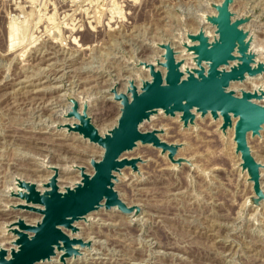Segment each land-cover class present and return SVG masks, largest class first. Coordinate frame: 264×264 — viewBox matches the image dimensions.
Returning <instances> with one entry per match:
<instances>
[{"label": "rangeland", "instance_id": "obj_1", "mask_svg": "<svg viewBox=\"0 0 264 264\" xmlns=\"http://www.w3.org/2000/svg\"><path fill=\"white\" fill-rule=\"evenodd\" d=\"M204 1L222 0H90L71 8L54 0H0V237L10 234L16 249L15 217L31 225L40 220L22 213L31 203L14 195L19 181L43 188L57 171L64 189L78 182V167L91 174L90 161L101 158L100 148L68 130L76 119L70 112L86 110L101 134L113 127L120 102L112 92L146 79L143 65L162 54L155 45L171 41L178 48L181 34L197 32L200 13L212 12ZM230 10L235 18L252 14L243 26L258 30L255 48L264 55V0H234ZM245 83L236 86L252 91L264 76ZM200 118L184 127L163 114L144 124L143 132L161 125L160 139L178 145L176 161L140 144L132 152L136 170L113 180L132 212L96 210L75 224L83 243L77 252L44 264H264V199L252 200L258 195L242 174L233 132L225 137L220 120ZM248 144L264 189V130ZM13 246L0 247L8 253Z\"/></svg>", "mask_w": 264, "mask_h": 264}, {"label": "water", "instance_id": "obj_2", "mask_svg": "<svg viewBox=\"0 0 264 264\" xmlns=\"http://www.w3.org/2000/svg\"><path fill=\"white\" fill-rule=\"evenodd\" d=\"M233 1L222 0L219 4H209L216 11L215 14L204 16L205 21L214 27L216 35L212 40L201 27L194 34L188 33L187 39L196 41L193 45H184L187 52L193 55V67H185L182 70L183 61L175 58L176 52L172 46L159 44L165 50L162 54L164 61L160 63L165 73L162 75L161 71L154 69L152 65H143L149 69V79L141 81L139 91L131 80L126 93L115 94V99L120 102L117 125L103 136L99 135L90 122L86 110H83L82 114L76 111V108L70 112L79 123L68 127V130L78 132L101 146V160H91L94 174L90 177L83 174L82 181L66 192L58 191L55 176L48 184L50 189L44 191H39L35 183L18 182L23 190L14 195L24 199L26 203L41 204L44 207L42 210L25 207L42 213L43 217L36 226L25 224L23 220L17 222L18 230L15 232L19 247L9 258H5L6 251L0 249V264H34L36 261L49 259L55 254V249L63 251V260L64 257L77 252L73 244L83 243L69 237L58 228L59 226L75 232L77 228L72 225L75 220H80L88 212L102 206H117L123 212H130L132 208H128L119 199L113 188V180H116L114 172H119L124 166L135 169L139 159H121L120 155L131 151L137 142L160 147L163 151L168 150L170 159L177 149V145H167L160 141L156 131L139 130V125L159 110L168 116H174L176 112L181 113L180 119L184 127L194 123L193 109L201 116L209 113L214 119L221 115L223 130L231 127V117H236L235 151L240 154L242 170H247L249 180L254 182L258 198L252 200L257 203L258 200L264 199V192L259 185L260 164L254 160L246 140L248 132L252 136L259 135L264 124V105L254 101L264 97V90L251 92L241 89L240 95L237 96L234 90L228 89L231 82H242L246 76L262 74L264 62L256 60V53L251 48L252 35L240 26L251 20L252 14L235 18V14L230 10ZM234 51L239 54L236 63L229 70L219 69V66L234 59ZM28 231L33 232V235H29Z\"/></svg>", "mask_w": 264, "mask_h": 264}, {"label": "bare ground", "instance_id": "obj_3", "mask_svg": "<svg viewBox=\"0 0 264 264\" xmlns=\"http://www.w3.org/2000/svg\"><path fill=\"white\" fill-rule=\"evenodd\" d=\"M216 1H219V0H216ZM221 1V0H220ZM219 1V2H220ZM204 3H205V7L206 8H208L210 11H212L210 14H215V9L214 8H212L209 4L210 3H212V2H209V1H204ZM214 3V2H213ZM216 4H219V3H216ZM73 10L74 9H77V8H72ZM234 13V12H233ZM206 14H209V12H202V13H200V15H199V18H200V24L197 26L198 28H203L204 29V31H205V33L208 35V37L210 38V40H212L213 38H214V36L216 35L215 34V32H214V27L213 26H211L210 24H208L205 20H204V16L206 15ZM243 16V15H242ZM233 19H234V16H233ZM246 23V22H245ZM244 23V24H245ZM244 24H242V25H240L241 26V28H243L244 30L246 29V30H248L247 29V25H245V27L243 26ZM209 27V28H205V27ZM10 29V34L8 35V37H9V43H7V45L9 46V47H12L14 44V42H13V34H14V30L12 29V28H9ZM197 29V28H196ZM195 29V30H196ZM208 29H211L212 31H208ZM198 30V29H197ZM196 30V31H197ZM9 31V30H8ZM249 32H250V34L252 35V45H251V48H252V50L256 53V60L257 61H260V62H264V55H262L261 54V52L260 51H258L256 48H255V45H256V36H255V32H257L258 30L257 29H249L248 30ZM186 32H187V34H181L180 36H179V39H178V48L176 47V45H173L172 43H171V41H169V45H173L174 46V49L176 50L175 52H176V56H175V58L177 59V60H182L183 61V64H182V66H181V69L182 70H184V68L185 67H193L194 66V64H193V62H192V57H193V55L190 53V52H187V49L184 47V45L186 44V45H193V44H195L196 43V41H192V40H190V39H187L188 37H187V35H188V33H190L188 30H186ZM192 32V31H191ZM9 33V32H8ZM190 34H194L193 32L192 33H190ZM160 44H168V43H160ZM154 49H157V50H160V51H162V54H163V51H164V48H162V47H160L159 46V44H157V45H155L154 47H153ZM160 54V53H159ZM162 54L160 55V56H158V53H156V55L158 56V57H156V56H154V57H156V58H154V60H153V62H151V63H145V64H148V65H152L153 66V68L154 69H159L160 71H161V73H162V75L165 73V69H164V67H162L161 66V64L160 63H162L163 61H164V59H163V57H162ZM233 56H234V59H232V60H229L228 61V63L226 64V65H221V66H219V69H225V70H229V68L232 66V65H234L235 63H236V58L239 56V54H238V52L237 51H234L233 52ZM261 56H262V60L260 59L261 58ZM188 63H189V65H188ZM204 67L206 68V64H204ZM143 69V67L142 68H140V70H142ZM147 70H148V68L145 70L144 69V73H147V75L145 76L146 77V79H141V80H148L149 79V72H147ZM263 76H264V72L262 73V74H259V75H256V76H250V77H248V76H246V79L245 80H243L242 82H239V81H235V82H231L230 83V85H229V87H228V89H231V88H233L232 87V85H234V87L236 86V84L239 86V85H244V83L245 82H247V81H249V80H251V79H259V80H262V78H263ZM128 82V81H127ZM127 84V83H126ZM140 82H139V84L137 85L136 84V87H137V89H138V91L140 90ZM246 84V83H245ZM129 85V84H128ZM127 85V86H128ZM247 85V84H246ZM126 87V86H125ZM237 87V86H236ZM241 87H243V86H241ZM238 88V90L236 91L235 90V94L237 95V96H239L240 95V91H241V89H239V87H237ZM245 88V87H244ZM260 89H263L264 90V85H258V86H256L255 87V89H253L252 91H254V90H256V91H259ZM125 90V89H124ZM233 90V89H232ZM243 90H245V89H243ZM246 91H248V90H246ZM251 91V92H252ZM118 92H120L119 91V89L117 90V91H115V92H112V93H118ZM126 92V91H125ZM111 96H112V94H111ZM255 102H257V103H260V104H262V105H264V97L261 99V100H259V101H257V100H254ZM115 103H118V101H115ZM118 105H119V114H120V104L118 103ZM81 109V108H80ZM193 112H194V114H195V121H196V119L198 118V119H201L200 117H203V116H201L199 113H197L194 109H193ZM164 113L161 111V110H159L157 113H155V114H153V115H151L150 116V119H148V120H145V121H143L140 125H139V130L141 131V128L144 126V124H146V123H149L150 124V122L155 118V116H159V115H163ZM165 115V114H164ZM180 115H181V113H179V112H176V114L174 115V116H168V115H166V116H168V117H170L171 119H175V118H177V120H179V123L180 124H182V121H181V119H180ZM204 116H206V117H208L209 116V118L211 117L212 118V116H211V114H209V113H207V114H205ZM118 117H119V115H118ZM118 117H117V119H118ZM117 119H116V122H115V125H113V127L114 126H116L117 125ZM215 122H217L218 120H220V122L221 123H219L218 125H217V128H218V130H219V132H221V134L223 135V136H225V137H227V133H228V131H232L233 132V136L232 137H230V138H232V142L234 143V148H235V141H234V125H235V122H236V120H237V118L236 117H231V121H232V126L231 127H228V128H226V129H221V126H222V123H223V120H222V117H221V115H218V117L216 118V119H214V118H212ZM71 123H70V125H68L67 126V128L68 127H70V126H72L73 124H75L76 122H77V120L74 118V120H71L70 121ZM167 122V121H166ZM114 123V122H113ZM160 125V124H159ZM158 125V126H159ZM162 125H163V123H162ZM148 126V125H147ZM156 127V126H153V125H151L150 127H147V129H144V131H147V132H149V131H156V136L159 138V140L160 141H162L163 139H160V131H161V129H160V127ZM161 126V125H160ZM168 126V125H167ZM178 126V125H177ZM113 127H111L110 129H107V130H105V132L104 133H100L99 132V130L97 129V131H98V133H99V135H104L105 133H107L109 130H111ZM150 128H151V130H150ZM165 128H167V127H165ZM164 129V128H163ZM149 130V131H148ZM262 130H264V124L262 125V127H261V129H260V131H259V133L261 134V132H262ZM73 132V131H72ZM141 132H143V131H141ZM170 132V131H169ZM230 133V132H229ZM220 134V135H221ZM228 135H230V134H228ZM80 136V135H79ZM255 136H257V135H255ZM255 136H252L251 135V133L250 132H248V134H247V137H246V140H247V144H248V139L249 138H251V137H255ZM85 140H87L88 141V139H86L85 138ZM163 141H166V140H163ZM162 141V142H163ZM90 143H92V145H94V146H97L98 148H100L101 150H102V154H103V149H102V147L101 146H99L98 144H96V143H94V142H91V141H89ZM168 142V141H167ZM166 142V144L167 145H176L175 143H172V144H168ZM165 143V142H164ZM141 144V146L142 145H146V146H151V147H153V149H156V150H159L160 151V154H162L163 156L166 154V160H168L169 162L170 161H176V152H177V149H176V152L173 154V156H172V158L170 159L169 158V152H168V150H162L160 147H155V146H153V145H151V144H142V143H140V142H137V145L131 150V151H126V152H123L121 155H120V158L121 159H127V158H132V159H138L136 156H135V154H133L132 152L139 146ZM248 146L250 147V145L248 144ZM177 148H178V145H177ZM250 150H251V154L253 155V152H252V149H251V147H250ZM131 153V154H130ZM102 154H101V157H102ZM125 154H128V156H124L123 157V155H125ZM99 155V154H98ZM161 155V156H162ZM237 155V157H239V154L237 153L236 154ZM100 156V155H99ZM154 156V155H153ZM174 156H175V158H174ZM125 157H127V158H125ZM99 158V157H98ZM173 158H174V160H173ZM254 158V157H253ZM164 159V158H163ZM183 159V158H182ZM239 159H240V157H239ZM99 160H101V158L99 159ZM99 160H95V161H99ZM128 160V159H127ZM178 160H180V159H178ZM255 160V159H254ZM167 161V162H168ZM240 162H241V160H240ZM258 162V161H257ZM171 163V162H170ZM259 164H260V162H258ZM173 164V163H172ZM175 166H177L176 164H174ZM239 165H240V163H239ZM90 167H91V169H92V173L91 174H89V173H87V172H84L83 170H82V168H80V167H78L77 168V172L79 173V179H78V182H76V183H74V181H73V183H74V185L73 186H70V187H66L65 185V187H64V189H62L63 188V185L61 186V188H60V186L58 185V176L59 175H57V171H54V170H50V172L53 174V171L55 172L53 175H51V177L50 178H46V183H44L43 184V188H39V186H37L36 185V187H37V189L39 190V191H44V190H48V189H50V187L48 186V184H49V182H50V180H51V178L52 177H54L55 178V182H56V185H57V187H58V191L59 192H66L67 191V189H73V188H75L81 181H82V179H83V177H82V175L83 174H85V175H87L88 177H90V176H92L93 174H94V168L92 167V165L90 164ZM173 167V166H172ZM178 167V166H177ZM130 169L131 167L130 166H124L123 168H121L120 170H119V173L120 172H122L124 169ZM175 168V167H174ZM144 169V168H143ZM172 169V168H171ZM239 169H240V167H239ZM131 170V173H132V170H136V168L135 169H133V168H131L130 169ZM141 171V170H140ZM142 171H144V170H142ZM242 171V170H241ZM262 170H260V172H261ZM118 173V174H119ZM117 174V172H114V175L115 176H117L118 175ZM126 174V173H125ZM124 174V175H125ZM244 176H245V179H246V175H247V172H246V170H243V173H242ZM260 176H261V173H260ZM49 177V176H48ZM262 177V176H261ZM63 180V179H62ZM25 181V180H24ZM77 181V180H76ZM62 182H64V181H62ZM65 183V182H64ZM251 184V183H250ZM249 184V185H250ZM67 185V184H66ZM260 185H261V182H260ZM113 188H114V186H113ZM261 188H262V185H261ZM62 189V190H61ZM263 189V188H262ZM21 190H23L22 188H15V191H18V193L21 191ZM264 190V189H263ZM141 194V193H140ZM122 201V200H121ZM24 202V201H23ZM104 201L102 200V202H101V204L103 205L104 203H103ZM123 202V201H122ZM124 203V202H123ZM29 204V203H28ZM125 204V203H124ZM126 206H127V204H125ZM5 206V205H4ZM28 206H31V207H34V208H36V209H39V210H42L44 207L41 205V204H30V205H28ZM128 206H130V205H128ZM127 206V207H128ZM22 207H24L25 209H26V212H22V211H20V212H22V213H26V214H29L27 211H31V210H29L27 207H25V206H22ZM131 207V206H130ZM133 207H135V206H132L131 208H133ZM100 210H108L109 209V211H111V210H116V211H118L120 214H122V215H124V213L117 207V206H112V207H110V208H105L104 206H102V207H100L99 208ZM98 210V209H97ZM32 212V211H31ZM96 212V210H93V211H90V212H88L86 215H84L83 216V218H81L80 220H75L73 223H72V225L75 227V224L76 223H78L79 224V222H84L85 223V221H88L87 220V217H88V215H90L91 213H95ZM132 212V210L130 211V212H128V214H130ZM33 214H36V215H39L40 216V220L39 221H37V219H36V222L34 223V220H35V218H34V220H33V225H31V224H29V225H31V226H36L38 223H40L41 222V220H42V217H43V214L42 213H40V212H35V211H33L32 212ZM125 216H131V215H125ZM19 217H15V219H14V223L12 224L13 225V228H10V230H11V232L13 233L12 234V236H14L15 237V241L13 242L14 243V245L17 247L16 249L14 248V246H13V244L12 243H10V241H12V237L10 236L9 237V235L7 236V237H4V236H1L0 237V246L2 245V244H4L5 243V246H7V247H12L13 246V248L14 249H12L10 252H8L9 253V257H10V255H11V253L13 252V251H15V250H17L18 249V247H19V245H18V237H17V234H16V230H18V225H17V222H19L20 220H22L21 218H22V216H20V218L18 219ZM85 219V220H84ZM3 220H5V218H3ZM6 220H7V218H6ZM10 220H11V218H10ZM15 220H16V222H15ZM4 222V221H3ZM9 223V222H8ZM29 223H32V221H29ZM10 224V225H11ZM83 224V223H82ZM11 225V226H12ZM77 226V225H76ZM84 226V225H83ZM59 229H61L63 232H64V230L65 231H68L69 232V237H71V238H75L76 239V235L77 234H74L69 228H65L64 226H59L58 227ZM76 228V227H75ZM78 228H79V226H78ZM83 228V227H82ZM79 230V229H78ZM81 230V229H80ZM29 235H33V232H31V231H28L27 232ZM65 233V232H64ZM81 233V232H80ZM86 234V233H85ZM68 235V234H67ZM80 245H82V244H79V243H77L76 245H74V248H77V246H80ZM0 249L2 250L3 248L2 247H0ZM8 249V248H7ZM9 249H11V248H9ZM4 250V249H3ZM6 250V249H5ZM8 253H7V251H6V256H5V258H9L8 257ZM59 254V259L62 257V251H59V250H55V254L54 255H52L49 259H45V260H39V261H36L34 264H40V263H46V262H51V260L53 259V258H55L57 255ZM67 258H70V257H67ZM61 260H62V258H61ZM53 264V263H52ZM55 264H57V263H55ZM67 264H68V262H67Z\"/></svg>", "mask_w": 264, "mask_h": 264}, {"label": "built area", "instance_id": "obj_4", "mask_svg": "<svg viewBox=\"0 0 264 264\" xmlns=\"http://www.w3.org/2000/svg\"><path fill=\"white\" fill-rule=\"evenodd\" d=\"M54 1L63 4L64 6H66V8H71V7L84 5L90 0H54Z\"/></svg>", "mask_w": 264, "mask_h": 264}]
</instances>
